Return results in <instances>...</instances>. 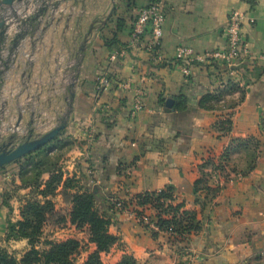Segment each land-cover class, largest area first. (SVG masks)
I'll return each instance as SVG.
<instances>
[{
	"label": "crops",
	"instance_id": "crops-1",
	"mask_svg": "<svg viewBox=\"0 0 264 264\" xmlns=\"http://www.w3.org/2000/svg\"><path fill=\"white\" fill-rule=\"evenodd\" d=\"M1 2L0 18L11 27L0 44V141L28 132L37 138L57 127L72 90V112L60 133L72 145L60 161L63 179L73 178L78 187L93 180L117 201L170 189L171 205H182L200 222L199 232L178 243L165 233L152 238L125 210L108 229L118 242L100 255L102 264L124 257L137 264H264V0H64L29 23L41 0H16L7 10ZM151 3L165 16L159 63L128 46L138 11ZM231 12L247 18L241 32L252 59L242 85L225 83L229 76L204 66H192L185 78L176 48L194 55L223 49ZM24 26L28 32L10 54ZM102 76L111 85L97 95ZM126 82L144 93V108L133 115L132 91L121 88ZM206 97L211 109L202 108ZM227 121L230 130L222 133L218 125ZM9 167L12 175L0 181V248L21 256L27 242L4 238L29 190L19 189L17 166ZM198 182L205 188L194 193ZM61 190L51 201L65 215ZM44 235L87 241L83 232L53 222ZM94 251L88 245L75 264Z\"/></svg>",
	"mask_w": 264,
	"mask_h": 264
},
{
	"label": "trees",
	"instance_id": "trees-1",
	"mask_svg": "<svg viewBox=\"0 0 264 264\" xmlns=\"http://www.w3.org/2000/svg\"><path fill=\"white\" fill-rule=\"evenodd\" d=\"M118 25L120 28L121 23ZM213 67L217 69L215 65ZM208 99L209 97H206L201 102L203 109H211L207 104ZM179 104L185 106L184 100L179 99ZM230 127L228 121L218 125L222 133L228 132ZM59 137L10 164L17 166L19 189H28L29 195L20 209L19 220L7 221L4 241L24 240L27 242L28 251L20 256L0 248V264H75L76 258L88 245H94L95 251L88 255L83 264H102L100 255L108 253L118 242V238L109 234L108 229L125 210L132 213L138 226L154 239L159 233H165L170 239L185 243L186 237L201 229L194 214L181 211L182 205H171L173 197L170 189L117 201L115 196L103 190L101 186H92L93 180L90 184L86 181L81 187H78L73 178L64 180L60 161L72 145L69 140L62 139L61 135ZM45 174L49 178L43 182L42 176ZM60 186L64 203L69 205V211L63 216L55 211L51 201ZM204 188L205 183L198 182L194 193ZM7 200L4 199L3 203L10 209ZM112 200L121 204V211L115 210V203L111 204ZM143 217L148 218L157 227L158 232L148 231L146 226L138 222ZM55 218L53 223L59 226L69 225L83 232L87 238L86 243L76 239L62 242L49 240L44 235V230ZM119 264L137 263L130 257H124Z\"/></svg>",
	"mask_w": 264,
	"mask_h": 264
},
{
	"label": "built area",
	"instance_id": "built-area-1",
	"mask_svg": "<svg viewBox=\"0 0 264 264\" xmlns=\"http://www.w3.org/2000/svg\"><path fill=\"white\" fill-rule=\"evenodd\" d=\"M42 1V0H41ZM64 0H45L47 7L56 5ZM76 1V0H74ZM247 20L246 16L239 12H231L226 26L224 28L225 46L223 49L207 52L202 55H194L193 51L184 46H179L175 50L174 59L179 62L180 71L185 78L191 76L192 66H204L215 69L229 76L227 82H231L235 86L242 85V77L248 61L252 59L248 46L242 36V25ZM165 22V16L161 5L151 3L150 5L141 8L131 25L129 36V48L143 50L151 62L159 63L162 58L159 54V49L162 39V29ZM114 60V56L111 57ZM228 78V77H227ZM111 85V80L105 76L99 77L96 80L95 93L97 95L104 93ZM129 82L122 83L121 88L130 89ZM132 91L131 114L141 112L144 108L142 98L143 91L139 88L130 89ZM222 170H216L210 173L209 181L217 179ZM115 203V210L121 211V204L112 200ZM133 216V214L131 213ZM143 226H146L148 231L158 232L157 227L146 217L141 218Z\"/></svg>",
	"mask_w": 264,
	"mask_h": 264
},
{
	"label": "water",
	"instance_id": "water-1",
	"mask_svg": "<svg viewBox=\"0 0 264 264\" xmlns=\"http://www.w3.org/2000/svg\"><path fill=\"white\" fill-rule=\"evenodd\" d=\"M16 0H2L1 6L5 7L7 10L9 7L13 5V3ZM21 1V0H17ZM45 0L41 1V4L39 8L34 13V17L31 20H26V23L34 22L42 16L44 12L47 10V5L44 2ZM23 23V24H26ZM11 27L10 24L7 23L6 19L0 18V44L4 41L5 34L7 30ZM23 27L12 39L11 41V49L10 54L17 48L19 41L26 36L28 30ZM91 30H89V33ZM83 50V49H82ZM2 72H0V75ZM71 89L74 88V83L71 84ZM74 99V93L72 90L70 91V97H69V103H68V110L64 116V118L60 121L59 125L49 131L48 133L39 136L37 138H34L32 135V132H28V134L25 136L24 140L17 144L16 146H13V137L10 136L9 139L6 142H2L0 144V169L3 167H6L10 165L11 163L29 155L30 153L52 143L57 137L60 135V133L66 128L68 119L72 112V103ZM166 105L170 107L171 102L167 101Z\"/></svg>",
	"mask_w": 264,
	"mask_h": 264
},
{
	"label": "rangeland",
	"instance_id": "rangeland-1",
	"mask_svg": "<svg viewBox=\"0 0 264 264\" xmlns=\"http://www.w3.org/2000/svg\"><path fill=\"white\" fill-rule=\"evenodd\" d=\"M77 2H81L82 0H76ZM10 136H12L14 139H13V146H16L17 144H19L20 142H22L23 140H24V138H25V135L24 136H18V135H15V134H9V135H5V136H3V138H2V140L0 141V144L2 143V142H6L8 139H9V137ZM12 173H13V170H12V168L11 167H9L7 170H6V168L5 169H3L2 171H0V181H1V179H2V175L4 174V176H11L12 175ZM8 181H9V179H8ZM62 216L64 215V214H61ZM54 221H56V218H55V220H53L52 222H54ZM79 233V232H78Z\"/></svg>",
	"mask_w": 264,
	"mask_h": 264
}]
</instances>
